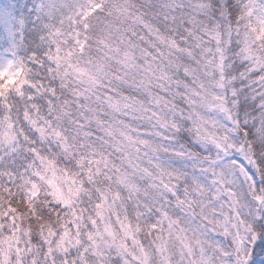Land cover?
Segmentation results:
<instances>
[{
	"label": "snow or ice",
	"instance_id": "snow-or-ice-1",
	"mask_svg": "<svg viewBox=\"0 0 264 264\" xmlns=\"http://www.w3.org/2000/svg\"><path fill=\"white\" fill-rule=\"evenodd\" d=\"M0 264H264V0H0Z\"/></svg>",
	"mask_w": 264,
	"mask_h": 264
}]
</instances>
